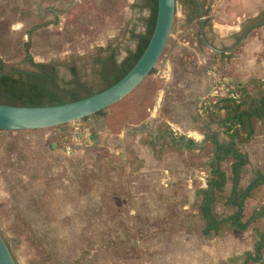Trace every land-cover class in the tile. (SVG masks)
<instances>
[{"label":"rangeland","instance_id":"obj_1","mask_svg":"<svg viewBox=\"0 0 264 264\" xmlns=\"http://www.w3.org/2000/svg\"><path fill=\"white\" fill-rule=\"evenodd\" d=\"M141 3L0 0V57L7 71L32 70L30 42L34 60L56 63L61 79L71 78L74 63L83 80L100 88L101 48H118L119 62L139 49L132 33L147 32L153 15ZM177 4L155 71L104 114L62 127L0 131V231L18 264H171L175 252L214 248L213 238L202 235L197 191L211 172L210 138L232 140L209 109L230 94L226 81L227 90L209 99L212 73L229 74V61L211 47L237 45L242 33L231 39L212 26L204 35L197 22L180 25L183 3ZM255 127L253 141H236L250 159L243 187L264 173V122ZM181 137L194 146L179 143ZM231 161L223 162L228 173ZM253 201L245 200L244 220ZM244 238L250 244L258 236ZM233 249V261L244 259L237 244Z\"/></svg>","mask_w":264,"mask_h":264},{"label":"trees","instance_id":"obj_2","mask_svg":"<svg viewBox=\"0 0 264 264\" xmlns=\"http://www.w3.org/2000/svg\"><path fill=\"white\" fill-rule=\"evenodd\" d=\"M141 1L140 7L147 8L153 13L146 19L148 30L145 33H132V37L140 42V46L137 51H129L123 62L118 61V48L111 45L101 48L95 58V63L99 65L98 74L102 81L100 88L83 80L80 70L74 63L68 66L71 78L69 80L61 79L58 65L53 62L35 61L30 52L31 44L26 42V60L30 63L32 70L11 68L7 71L3 59L0 57V103L28 107L60 105L90 97L120 81L144 53L156 25L158 0ZM181 1L188 9L187 22L197 21L205 35L206 28L212 26L211 8L205 9L203 6L201 10L198 0ZM263 24L264 11L254 19L250 27H258ZM154 71L155 68L150 74ZM217 76L221 82H225L227 79V75L217 74ZM231 86L230 95L219 98L211 94L209 98L210 100L219 98L215 103L212 101L209 103V109L232 142L225 144L219 141L217 136L210 138L215 146L211 172L205 186L197 191L198 210L204 223L202 228L204 236L219 235L227 226L244 231L258 218H264V208L259 207L250 218L244 220L245 202L243 208L241 205L247 186L243 187L242 183L245 170L250 165V159L246 152L236 146V141L241 143L253 141L256 135L255 122H264V80L254 79L247 84H232ZM104 112L105 109L94 115H102ZM177 140L186 147L194 146L192 139L185 140L184 137H181ZM227 157L232 159L230 173L223 168V162ZM263 175V172H258L250 180L254 183L249 188L245 200L252 198L259 187L264 185ZM258 177L259 179L256 180ZM229 183L231 184L230 191L226 194ZM256 233L258 240L255 243L254 252L245 254L244 264H250L251 261L257 262L262 257L264 231L257 230Z\"/></svg>","mask_w":264,"mask_h":264},{"label":"crops","instance_id":"obj_3","mask_svg":"<svg viewBox=\"0 0 264 264\" xmlns=\"http://www.w3.org/2000/svg\"><path fill=\"white\" fill-rule=\"evenodd\" d=\"M199 1L205 9L211 8L210 16L212 17V28H214L215 32L225 34L226 37L231 39L242 33L237 45L229 46L225 44L226 47L221 49L211 47L220 58L226 60V62L229 61V74L226 79L229 82V88L232 87V84H247L254 79L264 80V24L258 27H250L254 19L264 11V0ZM178 11L179 6L177 4V13ZM181 12L183 20L180 25L187 23L188 9L184 4ZM196 22L194 21L192 24ZM201 24L203 25V23ZM180 32H182L181 29ZM225 43H228L227 40ZM229 56L231 57L229 58ZM253 197L254 201L251 203L253 212L259 207L264 208V185L259 187ZM250 199H247V201ZM257 230L264 231V218H258L256 222L252 223L244 231L239 230L241 232L239 235L225 227L219 235H210L214 241L213 249L194 252L190 250V253L184 250L175 252L171 264H244L245 254L254 252L255 243L258 240L253 239L252 243L247 244L244 242V236L257 235ZM234 244H237L244 259L240 261L232 260L233 255L231 253L234 252ZM250 264H264V249L261 259L257 262L251 261Z\"/></svg>","mask_w":264,"mask_h":264},{"label":"water","instance_id":"obj_4","mask_svg":"<svg viewBox=\"0 0 264 264\" xmlns=\"http://www.w3.org/2000/svg\"><path fill=\"white\" fill-rule=\"evenodd\" d=\"M200 8L202 10L201 4ZM176 13L177 0H158L156 25L149 44L135 66L120 81L90 97L60 105L28 107L0 103V131H26L62 126L90 117L122 101L157 65L172 34ZM258 179L259 177L256 178ZM253 183L254 181L250 182L245 189L242 208ZM0 264H18L1 231Z\"/></svg>","mask_w":264,"mask_h":264},{"label":"built area","instance_id":"obj_5","mask_svg":"<svg viewBox=\"0 0 264 264\" xmlns=\"http://www.w3.org/2000/svg\"><path fill=\"white\" fill-rule=\"evenodd\" d=\"M211 79H212V91L210 94L215 95V96H219L221 91L227 90V87L225 86L226 80H225V82H221L219 77L217 76L216 72L212 73ZM231 88H229V93H230ZM232 95H234V94H232ZM67 149L71 151L70 146Z\"/></svg>","mask_w":264,"mask_h":264}]
</instances>
